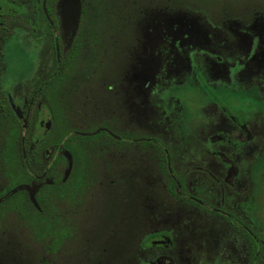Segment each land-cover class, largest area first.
Returning <instances> with one entry per match:
<instances>
[{
  "label": "flooded vegetation",
  "instance_id": "af4514ba",
  "mask_svg": "<svg viewBox=\"0 0 264 264\" xmlns=\"http://www.w3.org/2000/svg\"><path fill=\"white\" fill-rule=\"evenodd\" d=\"M211 1L186 6L182 16L161 8L132 22L130 59L120 83L109 87L98 74L107 55L106 27L122 28L120 21H108L121 11L118 2L81 0L86 37L75 52L80 16L68 40L60 0H0L1 194L34 183L35 194L51 188L47 202L66 200L74 208L92 190L130 185L147 222L141 234L151 239L142 240L151 242H137L123 264H264V200L252 171L264 152V117L241 119L209 99L203 118L192 123L176 94L194 85L207 95L233 83L254 87L264 98V0ZM220 18L223 28L212 22ZM11 45L26 52L31 69H12ZM109 88L123 111L111 110L100 94ZM13 136L15 149L1 147ZM239 138L244 142L233 141ZM10 155L16 156L15 172L30 174L6 187L11 168L3 157ZM156 182H162L167 202L157 214ZM11 216L26 224L25 212L8 207L0 226ZM53 219L59 221L58 211ZM30 231L53 255L62 235L73 236L69 227L54 228L44 246L48 231Z\"/></svg>",
  "mask_w": 264,
  "mask_h": 264
},
{
  "label": "rangeland",
  "instance_id": "374dc122",
  "mask_svg": "<svg viewBox=\"0 0 264 264\" xmlns=\"http://www.w3.org/2000/svg\"><path fill=\"white\" fill-rule=\"evenodd\" d=\"M243 1L232 0L229 2L243 3ZM117 2L122 9L121 11L116 10V12L114 10L112 18L108 21H120L122 28L119 30L115 25L106 27L107 34L105 35L106 43L104 46H106L107 55L105 58L107 61L102 62L103 65L99 67V71H101L98 74L100 79L102 78L101 84L104 81L109 87H114V84L120 83L121 72H123L126 62L130 59V49L133 43L130 39L132 22L134 23L137 18L139 20L142 15L153 13L161 8L169 10L171 15L182 16L181 11L187 10L188 7L186 6H201L212 3L211 0H108L107 3L109 6ZM193 10L199 12L195 13L198 15L205 13H202L199 9ZM235 10L241 11L242 9L235 7ZM208 12L214 13L215 10H208ZM221 20L222 18L212 19V22L214 24L218 23L217 25L223 28L224 21ZM224 20L226 21V19ZM209 30L207 29V31ZM27 52H29V49ZM8 53L14 71L31 69V60H27L23 55L26 52H22L18 46L11 45ZM146 61L152 68L153 61L148 59ZM106 85L104 86L107 87ZM183 87L176 90V94L180 96L182 113L189 120H195L191 121L192 123L203 118L205 115L204 108L210 100L217 101V104H223L236 116L240 115L241 119H251L257 116L256 113L264 117V98L262 93L254 87H238L231 83L215 87L207 95H204L199 87L197 88L194 85ZM100 94L113 106L109 107L107 105L111 110L114 108L118 111L120 109L124 110V107L119 109L111 88L107 89L105 93L100 91ZM104 103L107 104V102ZM241 123H237V127H242ZM233 141L243 143L244 139L239 138ZM248 141L252 142L250 137H248ZM255 143L258 146V141H255ZM158 150L159 148H157ZM159 165L162 166V163ZM139 170L144 171L142 167ZM252 171L256 183L261 184L259 195L264 200V152L259 154L253 161ZM173 175L178 176V174ZM1 181L2 179H0ZM161 183L156 182L153 188L156 214L162 212L167 205L166 200H162V197L166 195ZM126 186H118L117 188L107 185L99 190H92L94 194L87 195L85 203L74 208L68 205L66 200L51 204L52 229L69 227L73 231L72 237L61 236V246L54 255L46 252L41 244L31 237V225L19 223L12 216L3 220L0 226V260L8 264H41L42 261H46V264H119L121 262L123 264L137 242H142L146 246L151 242L142 240L143 236L145 239L149 238L141 234L142 231L147 229V222L139 216L144 215L142 213L143 206H141V203L138 204L132 197L130 185ZM72 210L75 212L73 211V213ZM56 211L60 214V219L57 222L53 219V214ZM154 236H157V234L154 233ZM50 239L51 234H47L43 237L42 244L45 246L50 242Z\"/></svg>",
  "mask_w": 264,
  "mask_h": 264
},
{
  "label": "trees",
  "instance_id": "16d2710c",
  "mask_svg": "<svg viewBox=\"0 0 264 264\" xmlns=\"http://www.w3.org/2000/svg\"><path fill=\"white\" fill-rule=\"evenodd\" d=\"M96 1L98 2V0ZM80 6H81V0H80ZM79 16H80V24L78 26V29L76 26L77 33L74 37V43L76 47L75 52L78 51V46L82 44V42H85L84 38L86 37L85 36L86 27L85 25H83V21L85 20V11H81V15L79 14ZM61 27H62V22H61ZM76 29L74 30L73 33L71 29H69L68 32L65 33L62 27V30L64 31L65 35L69 33L68 40L72 39V36L74 35ZM86 51L88 52L87 49ZM3 142H4V145H3ZM1 147L15 149V136H13L12 138L5 137V139H3L1 142ZM3 159H4V164L8 165V167L11 168L10 171L7 173V175H9V178H8L9 183L6 187H10L14 183L19 182L20 180L22 181L28 180V176L30 174L29 171L25 170V174H24L25 176L24 175L20 176V173L15 172L16 170L15 165L17 164L16 156L10 155V156L3 157ZM25 184H31V183H20L14 186L12 189H10V191L8 190L7 193H5V195H3L4 193L1 194L3 191H0V213H3L8 207L13 208L17 211H23L27 214L26 223L31 225V228L33 230L36 231L38 229H42V230L48 231L47 234H51L52 222H53V220H51L50 218L51 203L46 201L47 197L49 198L51 196V193H50L51 188L45 189L42 192H39L36 194L34 192L35 202H33V200L30 197L29 190L24 186ZM47 186H50V185H47ZM20 188L27 189L28 195L25 193V191H23L24 195L21 194L22 190L16 191L17 189H20ZM13 199L15 201H12Z\"/></svg>",
  "mask_w": 264,
  "mask_h": 264
},
{
  "label": "water",
  "instance_id": "95a60500",
  "mask_svg": "<svg viewBox=\"0 0 264 264\" xmlns=\"http://www.w3.org/2000/svg\"><path fill=\"white\" fill-rule=\"evenodd\" d=\"M60 5V17L63 30L66 33L69 29H71L73 33L78 24L80 14V0H61ZM24 186L29 190L30 197L33 202H35L34 192L37 189L38 184L31 183L25 184Z\"/></svg>",
  "mask_w": 264,
  "mask_h": 264
}]
</instances>
